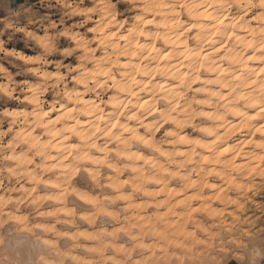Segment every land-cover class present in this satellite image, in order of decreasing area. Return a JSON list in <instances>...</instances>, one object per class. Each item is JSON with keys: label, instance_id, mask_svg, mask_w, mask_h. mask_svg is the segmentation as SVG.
Instances as JSON below:
<instances>
[{"label": "clouds", "instance_id": "9594fccd", "mask_svg": "<svg viewBox=\"0 0 264 264\" xmlns=\"http://www.w3.org/2000/svg\"><path fill=\"white\" fill-rule=\"evenodd\" d=\"M0 264H264V0H0Z\"/></svg>", "mask_w": 264, "mask_h": 264}]
</instances>
